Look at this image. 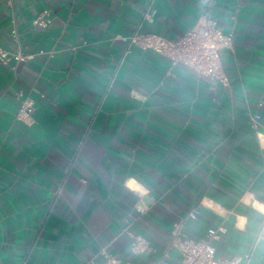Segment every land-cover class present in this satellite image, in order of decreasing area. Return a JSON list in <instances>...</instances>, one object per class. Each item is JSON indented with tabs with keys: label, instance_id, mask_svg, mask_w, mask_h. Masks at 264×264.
Instances as JSON below:
<instances>
[{
	"label": "crops",
	"instance_id": "crops-1",
	"mask_svg": "<svg viewBox=\"0 0 264 264\" xmlns=\"http://www.w3.org/2000/svg\"><path fill=\"white\" fill-rule=\"evenodd\" d=\"M206 14L234 32L227 85L122 40H175ZM0 47L26 56L0 65V264H180L194 209L186 235L223 226L218 257L264 264V0H0Z\"/></svg>",
	"mask_w": 264,
	"mask_h": 264
},
{
	"label": "built area",
	"instance_id": "built-area-1",
	"mask_svg": "<svg viewBox=\"0 0 264 264\" xmlns=\"http://www.w3.org/2000/svg\"><path fill=\"white\" fill-rule=\"evenodd\" d=\"M151 7L144 15L151 18ZM50 14L44 12L33 21L34 27L47 28L52 19ZM18 35L14 32L13 38ZM128 46V51L133 47H139L144 51H152L172 61L173 65L183 64L192 68L198 75L210 77L224 85L229 83V77L224 68L223 53L234 49V32H225L222 27L209 15H203L187 33L178 39H167L154 33H141L140 26L131 35L122 38ZM26 56L20 51H10L0 47V65L11 66L13 61L25 62ZM13 68V67H12ZM17 119L28 126L35 124L33 104L24 101L17 113ZM250 126L258 135L261 127V115L250 114ZM60 194V190L57 192ZM143 212V210H141ZM199 209L190 211L182 218L173 230V242L171 249L180 254V264H239L237 258L228 260L217 255V243L226 233L223 226L211 227L203 238L195 239L186 235L183 231L189 220L197 219ZM132 242L130 249L132 254L139 256L154 251L150 241L143 235L126 230ZM264 243V217L258 228L253 250ZM103 256V264H127L117 255L108 253L104 249L100 252ZM251 254L246 255V264H249ZM166 264V263H164Z\"/></svg>",
	"mask_w": 264,
	"mask_h": 264
},
{
	"label": "clouds",
	"instance_id": "clouds-1",
	"mask_svg": "<svg viewBox=\"0 0 264 264\" xmlns=\"http://www.w3.org/2000/svg\"><path fill=\"white\" fill-rule=\"evenodd\" d=\"M128 186L130 188L136 189L139 187V185L137 184V182L134 179H129V181L127 182Z\"/></svg>",
	"mask_w": 264,
	"mask_h": 264
}]
</instances>
